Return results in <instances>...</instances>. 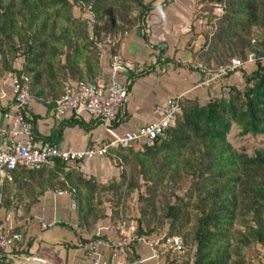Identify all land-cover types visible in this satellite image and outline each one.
<instances>
[{"label": "trees", "instance_id": "16d2710c", "mask_svg": "<svg viewBox=\"0 0 264 264\" xmlns=\"http://www.w3.org/2000/svg\"><path fill=\"white\" fill-rule=\"evenodd\" d=\"M201 2L209 29L194 61L216 70L233 58L245 64L254 54L243 84L203 104L183 97L175 124L153 143L111 147L107 156L123 171L106 184L60 160L8 171L0 188L7 211L25 218L47 191L75 189L79 225L90 240L100 222H131L122 203L145 186L136 236H180L181 264H264V0ZM156 6L146 0H0V78L26 75L33 98L53 110L79 82L101 75L105 42L112 40L117 53ZM135 258L130 250L129 262Z\"/></svg>", "mask_w": 264, "mask_h": 264}, {"label": "crops", "instance_id": "0c3cea01", "mask_svg": "<svg viewBox=\"0 0 264 264\" xmlns=\"http://www.w3.org/2000/svg\"><path fill=\"white\" fill-rule=\"evenodd\" d=\"M202 0H146L158 4L148 14L145 24L136 27L124 39L118 49L129 68L119 78L129 86V97L122 107L116 129L119 132L136 131L142 125L157 118L154 108L170 97L183 96L207 102L220 96L230 85L243 84L244 71L249 73L255 64L246 62L242 67L219 81L201 85L202 74L190 67L195 62L193 53L205 41L207 19L202 10ZM111 48L104 47L101 76L107 78ZM146 73L140 75L141 72ZM14 73L0 78V129L7 128L9 121L4 112L13 104L12 77ZM203 104V103H202ZM29 123L37 142H48L61 148L80 150L89 145L107 140L109 135L104 125L83 112L61 121L54 118L53 110L46 104L33 100ZM5 139L0 136V145ZM86 177L101 183L117 179L120 167L110 157L73 163ZM3 182L0 181V188ZM20 216V213L18 214ZM44 224L46 226H44ZM12 225L21 235L14 250L6 255L5 264H89L90 258L81 243L88 235L78 232L76 210L71 207V198L66 191L49 190L32 207L28 217L18 218L0 204V226ZM95 234L104 239L120 236L118 227L100 222ZM86 239V240H85ZM131 251L136 258L132 264H181L180 257H150L147 246L133 243ZM104 257L113 262L109 247H103Z\"/></svg>", "mask_w": 264, "mask_h": 264}, {"label": "built area", "instance_id": "2783aa9c", "mask_svg": "<svg viewBox=\"0 0 264 264\" xmlns=\"http://www.w3.org/2000/svg\"><path fill=\"white\" fill-rule=\"evenodd\" d=\"M113 44L107 40L105 46L109 49ZM249 61H255L254 54ZM238 58H233L228 64L213 70L199 62H191L190 67L203 76L200 84L207 85L219 81L234 73L243 66ZM129 68L128 62L119 53L109 54L108 77L101 75L94 82H79L75 89L57 99L53 109L54 118L61 121L69 116H79L86 112L105 126L109 135L107 140L92 144L84 149H66L48 142H37L34 131L29 123V114L34 100L31 94L29 78L26 75L12 77L13 104L4 112L9 121L7 128L0 129V136L5 143L0 145V181L7 177L8 171L18 166L26 170H38L44 165L53 164L56 160L66 163H77L86 160L102 158L108 155L111 147L130 148L139 144L153 143L163 135L166 128L175 124L177 116L182 112L183 96L170 97L154 108L157 118L138 128L136 131L119 132L116 129L118 115L129 97V87L119 78L123 71ZM120 168H123L121 166ZM71 198V207L76 210L75 189L66 191ZM2 193L0 191V204ZM44 226H46L44 224ZM136 222L123 221L119 224L120 236L114 239L96 237L86 243H81L90 258L89 264H132L129 262V252L133 243L145 245L150 250V257L160 258L169 253L180 257L185 247L183 239L178 236H136ZM80 235L83 229L80 228ZM21 235L12 225L0 226V264H5L6 255L13 252L15 243ZM103 247H109L113 262H109L102 252Z\"/></svg>", "mask_w": 264, "mask_h": 264}, {"label": "rangeland", "instance_id": "374dc122", "mask_svg": "<svg viewBox=\"0 0 264 264\" xmlns=\"http://www.w3.org/2000/svg\"><path fill=\"white\" fill-rule=\"evenodd\" d=\"M215 4V3H214ZM218 8H216L214 10L215 13H218L220 14L221 13V8L219 6H217ZM77 13H79V9H77L76 11ZM86 17H88L89 15L86 14L85 15ZM209 29V27L205 28V31ZM255 62V61H254ZM16 65H19L20 64V60H17L15 62ZM204 103V102H202ZM120 171H123V168H120ZM108 183V182H107ZM106 184V183H104ZM143 194V195H146L147 192H146V187L145 186H142V188H140V190H135L130 196H128L124 202L122 203V205L125 207V215H126V218L129 220V221H132V222H136L137 219L139 218L140 216V207H141V204L139 203L138 201V198H139V194ZM110 205V204H109ZM108 205V206H109ZM261 251V256H264V248H261L260 249ZM251 253V252H249Z\"/></svg>", "mask_w": 264, "mask_h": 264}]
</instances>
